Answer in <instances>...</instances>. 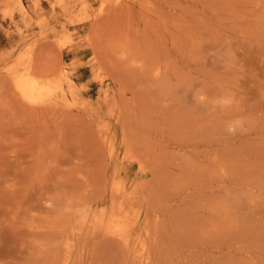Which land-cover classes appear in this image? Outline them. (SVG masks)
Listing matches in <instances>:
<instances>
[{"label":"rangeland","instance_id":"1","mask_svg":"<svg viewBox=\"0 0 264 264\" xmlns=\"http://www.w3.org/2000/svg\"><path fill=\"white\" fill-rule=\"evenodd\" d=\"M0 264H264V0H0Z\"/></svg>","mask_w":264,"mask_h":264},{"label":"bare ground","instance_id":"2","mask_svg":"<svg viewBox=\"0 0 264 264\" xmlns=\"http://www.w3.org/2000/svg\"><path fill=\"white\" fill-rule=\"evenodd\" d=\"M26 61L28 62L26 63L27 65L24 68L23 73L21 72L19 67H14L10 71V74L14 78L16 89L21 93L22 97L26 101H43L49 95L55 97L57 95V92H61L60 89L57 91H53L57 86L56 83L49 82L45 78H34L32 75L31 58H28Z\"/></svg>","mask_w":264,"mask_h":264}]
</instances>
